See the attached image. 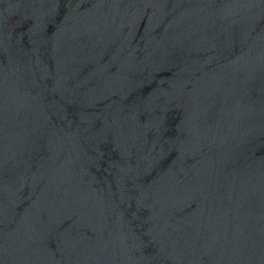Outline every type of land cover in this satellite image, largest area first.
Listing matches in <instances>:
<instances>
[{"label":"water","instance_id":"1","mask_svg":"<svg viewBox=\"0 0 264 264\" xmlns=\"http://www.w3.org/2000/svg\"><path fill=\"white\" fill-rule=\"evenodd\" d=\"M0 264H264V0H0Z\"/></svg>","mask_w":264,"mask_h":264}]
</instances>
